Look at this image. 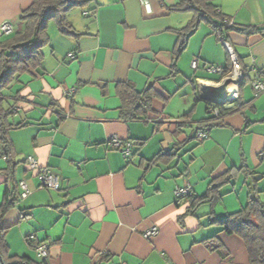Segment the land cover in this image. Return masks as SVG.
Listing matches in <instances>:
<instances>
[{
  "label": "crops",
  "instance_id": "0c3cea01",
  "mask_svg": "<svg viewBox=\"0 0 264 264\" xmlns=\"http://www.w3.org/2000/svg\"><path fill=\"white\" fill-rule=\"evenodd\" d=\"M210 1L233 23L225 42L250 87L239 85L242 105L224 114L222 125L190 140L168 162L153 165L149 159L174 147V121L185 113H191L192 124L207 119L209 83L226 89L225 75L205 68L227 69L228 46L203 21L177 57L178 31L193 18L191 10L173 8L179 0H152L151 13L140 0H92L68 13L78 37L49 26L45 58L32 76H22L25 86L11 117L25 123L9 137L16 179L26 180L31 191L4 218L13 253L38 259L26 240L35 234L49 246L46 264H91L102 254L112 255L103 264H252L244 241L210 224L209 213L223 216L240 209L249 184H256L264 199V90L255 95L251 85L264 69V0ZM32 2L0 0V27L10 21L22 29V11ZM71 52L77 57L72 59ZM125 81L138 90L150 85L157 90L150 118L121 117L116 87ZM196 97L201 100L195 103ZM114 135L134 143L131 159L107 146ZM28 156L60 176L59 189L40 186ZM234 165L248 167L251 174L240 172L220 189L218 203L188 213V196L179 198L176 189L189 186L200 195L212 177ZM7 166L0 158V206L14 186L3 173ZM153 226L158 233L145 235ZM209 237L221 251L209 247Z\"/></svg>",
  "mask_w": 264,
  "mask_h": 264
},
{
  "label": "trees",
  "instance_id": "16d2710c",
  "mask_svg": "<svg viewBox=\"0 0 264 264\" xmlns=\"http://www.w3.org/2000/svg\"><path fill=\"white\" fill-rule=\"evenodd\" d=\"M91 1L33 0L32 4L22 11L23 28L14 29L10 34L3 33V36L0 37V146L2 149L0 158L8 161V166L3 173L14 183L13 188L6 192L0 206V264L48 263V258L40 257L38 253V259L29 255L13 253L7 242L8 227L4 223V218L7 212L16 204V201L21 198L22 191L20 190V181L16 179V161L9 132L25 124L23 122L15 123L11 117L16 110L17 99L15 98L20 97V91L25 86L24 82H22V76L25 74L32 76L45 58V48L51 42L49 22L54 20L61 34L78 37L81 33L76 30L68 18V13L75 8H84ZM173 8L191 10L193 12V18L184 28L178 31L175 50L177 57L186 49L190 35L203 21H206L212 27L220 40L223 42L228 41V31L233 27V23L210 0H179L178 4ZM257 30L256 28L249 29L251 32ZM232 66L231 61L228 68L224 69V73L232 70ZM254 78L250 79L251 85ZM248 80L247 73H244L240 88ZM5 89H9V92H5ZM116 90L121 100L120 111L123 119L150 118V114L154 111L153 100L159 96L153 85L143 90H138L133 83L125 81L118 82ZM11 98L14 99L12 100ZM198 100H201V98L196 97L195 103ZM205 101H207V119L192 124L187 120L191 113H185L178 121H174V147L170 150H161L156 153L149 159V165L157 164L158 162H168L171 156L178 155L179 150L190 140H200L207 137L213 127L223 124L222 118L224 114L237 110L242 105L241 95L236 99L235 105L232 107L225 106V102L208 99ZM216 109L218 113H215ZM184 127H190V133H187ZM9 154H11V157L7 159L6 156H9ZM240 172L251 174L248 167L234 165L224 173L212 177L206 192L200 195H193L190 192L186 195L189 200L187 212L194 214L199 206L207 202L212 205L218 203L222 199L220 189ZM261 192L256 184H249L247 202L240 209L223 216H217L214 211L209 213L210 224H218L226 233L239 236L244 241L252 264H264V199ZM28 237L29 235L26 238L27 242L34 248V243L30 242ZM214 238L209 237L205 242L207 244L209 242L208 245L211 249L221 251L219 250L220 245L215 244ZM111 257L112 255L110 254H102L99 259L91 264L109 262L112 259Z\"/></svg>",
  "mask_w": 264,
  "mask_h": 264
},
{
  "label": "built area",
  "instance_id": "2783aa9c",
  "mask_svg": "<svg viewBox=\"0 0 264 264\" xmlns=\"http://www.w3.org/2000/svg\"><path fill=\"white\" fill-rule=\"evenodd\" d=\"M141 3L143 4L144 8L146 9L147 12L151 13L152 12V0H140ZM1 31L4 34H10L14 30V25L10 21H6L2 23L1 25ZM224 43L228 46L231 57H232V63H233V69L230 71V73H224V69L218 66L214 65H209L206 66V70L209 72H215V73H220L225 75L226 81L229 83L230 81H233L236 83L237 87L236 90L234 91H228L227 95L231 96L233 100L237 99L239 96V85L240 82L242 81L244 77V73L242 70V66L237 58V56L233 53V51L230 48V45L224 41ZM69 56L74 59L77 57V54L75 52H71ZM197 60H194L192 62L193 67H196ZM228 86V84H227ZM252 86L255 95H257L261 90H264V69L259 70L257 75L255 76L254 80L252 81ZM75 89H72L68 95H71L72 92H74ZM215 113H218V110L216 109ZM107 146L110 148L114 149H119L122 151L124 156L126 158H132V148H133V142L130 140H124L121 139L120 137L114 135L111 136L107 139L106 141ZM2 156V149L0 146V157ZM11 154L9 156H6V158H10ZM27 163L30 169L37 171V175L40 179V184L42 187H46L49 189L56 190L60 188L61 186V178L60 176L55 173L51 168L49 167H41L39 165V162L37 161L36 158L32 156L27 157ZM20 186H21V198H26L30 191V188L28 186V183L26 180H21L20 181ZM191 192L189 186L185 187H178L175 191L176 195L181 198L186 195H188ZM158 233V228L156 226H153L147 232L145 235L150 236V235H155ZM29 241L34 243V248L37 251L38 255L43 258H48L49 257V252H48V244L46 243H38L36 240V235L35 234H30L29 235Z\"/></svg>",
  "mask_w": 264,
  "mask_h": 264
},
{
  "label": "water",
  "instance_id": "95a60500",
  "mask_svg": "<svg viewBox=\"0 0 264 264\" xmlns=\"http://www.w3.org/2000/svg\"><path fill=\"white\" fill-rule=\"evenodd\" d=\"M226 84H228L227 81ZM206 90H207L206 92L207 98H209L212 101H219L225 103L229 101H234L231 96L227 95V92L223 89L222 86H208L206 87Z\"/></svg>",
  "mask_w": 264,
  "mask_h": 264
},
{
  "label": "rangeland",
  "instance_id": "374dc122",
  "mask_svg": "<svg viewBox=\"0 0 264 264\" xmlns=\"http://www.w3.org/2000/svg\"><path fill=\"white\" fill-rule=\"evenodd\" d=\"M49 26L51 27L50 29L52 30L54 27H55V21L54 20H51L50 22H49ZM219 78H222V77H219ZM250 87V84H249V81L248 82H246L245 84H244V87ZM5 92H9V89H5ZM220 205H224V204H220Z\"/></svg>",
  "mask_w": 264,
  "mask_h": 264
},
{
  "label": "bare ground",
  "instance_id": "6f19581e",
  "mask_svg": "<svg viewBox=\"0 0 264 264\" xmlns=\"http://www.w3.org/2000/svg\"><path fill=\"white\" fill-rule=\"evenodd\" d=\"M220 85H222V83H220L219 86ZM209 86H211L210 83H209ZM236 87H237L236 83L233 81H230L228 83V88L226 89V91H234V90H236Z\"/></svg>",
  "mask_w": 264,
  "mask_h": 264
},
{
  "label": "clouds",
  "instance_id": "9594fccd",
  "mask_svg": "<svg viewBox=\"0 0 264 264\" xmlns=\"http://www.w3.org/2000/svg\"><path fill=\"white\" fill-rule=\"evenodd\" d=\"M232 69H233V68H232ZM231 71H232V70H231ZM243 73H244V71H243ZM225 74H226V73H225ZM227 87H228V86H227V84H226V89H227ZM226 89H224V90L226 91ZM226 92L228 93V91H226Z\"/></svg>",
  "mask_w": 264,
  "mask_h": 264
}]
</instances>
